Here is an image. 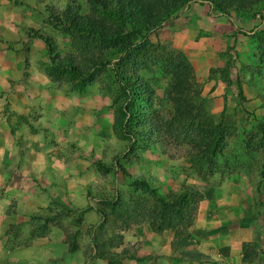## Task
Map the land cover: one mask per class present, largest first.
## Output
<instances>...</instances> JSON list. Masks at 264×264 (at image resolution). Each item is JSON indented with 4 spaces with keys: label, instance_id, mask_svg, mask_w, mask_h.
<instances>
[{
    "label": "rangeland",
    "instance_id": "obj_1",
    "mask_svg": "<svg viewBox=\"0 0 264 264\" xmlns=\"http://www.w3.org/2000/svg\"><path fill=\"white\" fill-rule=\"evenodd\" d=\"M244 5L226 15L190 0L113 55L95 41L77 45L54 20L67 6L100 15L88 0H0V139L38 167L20 178L24 193L6 192L12 174H0V255L13 252L1 264H95L115 244L109 238L144 220L160 228L172 218L186 233L187 215L158 213L155 194L196 200L191 218L201 200L219 198L235 216L264 210V1ZM35 33L55 52L48 55ZM79 48L102 50L82 89L49 58L76 57ZM127 74L151 88V102L136 95L127 104ZM178 78L184 85L173 91ZM125 105L133 123L119 111ZM210 116L221 118L225 137L213 157L198 141L213 128ZM53 233L60 244L40 257ZM20 249L25 259L14 258Z\"/></svg>",
    "mask_w": 264,
    "mask_h": 264
},
{
    "label": "crops",
    "instance_id": "obj_2",
    "mask_svg": "<svg viewBox=\"0 0 264 264\" xmlns=\"http://www.w3.org/2000/svg\"><path fill=\"white\" fill-rule=\"evenodd\" d=\"M0 150V174L3 177L12 174L6 192L24 193L28 189L23 187L28 183L20 182V178L38 171V167L26 164L28 153L23 155V150L19 152L12 141L0 139ZM219 200L222 199L200 201L185 236L176 234V229L158 228L156 222L152 224L149 220L134 223L131 229L127 226L117 237L109 238L115 244L101 258H96L95 264H264V210L256 215L235 216L231 213L234 205ZM59 240V234L53 233L51 249L44 245L47 247L41 250L40 257L45 253L53 255ZM244 250L246 259H243ZM17 252L14 257L17 259H25L28 254L27 249ZM8 253L13 255L5 251L0 257ZM68 264L77 262L69 260Z\"/></svg>",
    "mask_w": 264,
    "mask_h": 264
},
{
    "label": "trees",
    "instance_id": "obj_3",
    "mask_svg": "<svg viewBox=\"0 0 264 264\" xmlns=\"http://www.w3.org/2000/svg\"><path fill=\"white\" fill-rule=\"evenodd\" d=\"M190 0H88L89 5L99 12L96 14H79L77 9L72 6H67L62 14V17H54L59 26L67 29L71 38L75 43L80 44L82 42L89 43L95 41L98 45L103 47V50H109V54H115L123 52L129 47L128 41L135 36L145 37L150 30L157 27L160 22L168 19L174 12L178 11L184 4ZM209 3L216 7L219 6L224 14L228 15L229 9L233 11H242L245 7L244 4L252 5L264 0H208ZM222 1V2H221ZM33 37L40 38L47 50L48 55L55 52L54 46L46 36L34 34ZM76 46V45H75ZM77 47V46H76ZM102 51V50H101ZM100 52H94L92 49L79 48L76 57L71 54H65L61 58H58L56 54L49 56L52 66L50 67L55 71V68L60 70L61 73H66L67 76L75 78L73 82L74 87L82 89L85 85V81L88 78L89 67L93 65L101 64ZM108 54V50H107ZM57 60V62L54 61ZM87 77V78H86ZM122 81L123 90L127 97V104L132 97L136 95L141 96V100L145 102H151L152 90L151 88L138 78H131L128 74L124 75ZM184 85L183 81L178 78L172 85L173 91L180 90ZM138 92V93H137ZM126 109V110H124ZM123 110V111H121ZM120 113L128 112L127 120L133 123L136 118L132 110L127 105L120 107ZM138 113V112H137ZM139 115V114H138ZM139 118L145 119V114L139 115ZM211 124L213 128L211 130H203L199 136V143L203 147V152L209 153L211 156L222 153V149L225 145V137L222 128L221 118L218 121L214 120L210 116ZM137 122L135 125H140ZM144 128L139 129V133ZM147 130L151 129L147 127ZM138 133V132H137ZM131 185L142 186L150 191L151 194H155V191L148 188L147 184L141 180L130 181ZM156 202L161 206V209H157L158 213L166 216L165 209H171L176 216L185 213L186 220L181 225L189 224L192 220L191 216L195 210L194 203L196 200L188 199L186 194L179 195L172 202H165V200L158 194L154 195ZM159 206V207H160ZM159 210L163 212H159ZM172 218L163 220L160 225L167 228H174L177 224L171 223ZM175 233L178 232L175 230ZM186 233H182L185 236ZM187 235V234H186ZM247 254L244 250L243 259H246Z\"/></svg>",
    "mask_w": 264,
    "mask_h": 264
}]
</instances>
